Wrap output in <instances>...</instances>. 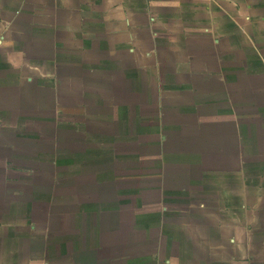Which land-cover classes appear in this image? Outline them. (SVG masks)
<instances>
[{
	"label": "crops",
	"instance_id": "obj_1",
	"mask_svg": "<svg viewBox=\"0 0 264 264\" xmlns=\"http://www.w3.org/2000/svg\"><path fill=\"white\" fill-rule=\"evenodd\" d=\"M0 264H264V0H0Z\"/></svg>",
	"mask_w": 264,
	"mask_h": 264
}]
</instances>
